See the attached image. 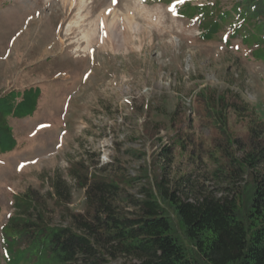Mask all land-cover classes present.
<instances>
[{
    "label": "rangeland",
    "instance_id": "obj_1",
    "mask_svg": "<svg viewBox=\"0 0 264 264\" xmlns=\"http://www.w3.org/2000/svg\"><path fill=\"white\" fill-rule=\"evenodd\" d=\"M234 1L0 0V97L29 86L41 91L33 115L8 118L18 142L0 153V225L15 211V195L34 189L45 196L56 173L73 187L70 206L84 210L85 191L68 175L79 159L91 170L132 179L128 190L136 196L146 185L143 176L156 177L162 163L201 179L205 166L192 169L186 158L174 163L166 156L176 131H166L160 121L168 126L170 120L155 109L178 111L181 127L205 137L210 130L195 101L203 86L240 91L264 119V60L254 56L259 46L232 36L231 23L213 38L201 37L202 14H178L186 2L216 12ZM89 30L96 33L91 43ZM206 185L218 192L226 186ZM53 221L64 222L59 213Z\"/></svg>",
    "mask_w": 264,
    "mask_h": 264
},
{
    "label": "trees",
    "instance_id": "obj_2",
    "mask_svg": "<svg viewBox=\"0 0 264 264\" xmlns=\"http://www.w3.org/2000/svg\"><path fill=\"white\" fill-rule=\"evenodd\" d=\"M178 14H202L201 37L207 39L231 23L232 36L258 45L254 56L264 60V0H235L216 12L186 2ZM40 94L39 87L29 86L1 95L0 153L13 151L18 142L8 118L33 115ZM195 101L210 130L205 137L194 138L181 127L176 110L157 108L155 114L169 118L168 126L160 121L166 131H176L173 153L166 156L174 163L184 157L192 169L205 166L201 179L178 165L168 171L162 163L156 177L143 176L146 185L136 196L128 190L132 179L123 174L72 161L68 175L85 191V209L70 206L73 187L62 174L51 177L45 196L34 189L15 195V211L0 225V263L264 264V119L235 89L203 86ZM208 180L226 186L218 192ZM56 213L62 224L53 221Z\"/></svg>",
    "mask_w": 264,
    "mask_h": 264
},
{
    "label": "bare ground",
    "instance_id": "obj_3",
    "mask_svg": "<svg viewBox=\"0 0 264 264\" xmlns=\"http://www.w3.org/2000/svg\"><path fill=\"white\" fill-rule=\"evenodd\" d=\"M117 23L115 22H113L112 23V28H111V30L113 31V33L115 34L114 36H115V38H118V36H117V34H118V31H117ZM95 31H92V30H89V31H86V34H85V39L86 40H88V42L89 43H91V42H93L94 40H95V38H96V36H95ZM114 40H118V39H114Z\"/></svg>",
    "mask_w": 264,
    "mask_h": 264
},
{
    "label": "snow or ice",
    "instance_id": "obj_4",
    "mask_svg": "<svg viewBox=\"0 0 264 264\" xmlns=\"http://www.w3.org/2000/svg\"><path fill=\"white\" fill-rule=\"evenodd\" d=\"M178 2H183V0H178ZM112 3H116V0H112ZM169 10L174 12L175 11V6L174 5L170 6Z\"/></svg>",
    "mask_w": 264,
    "mask_h": 264
}]
</instances>
